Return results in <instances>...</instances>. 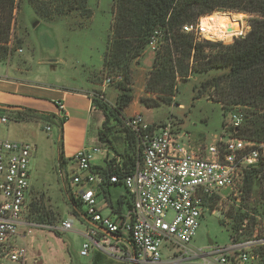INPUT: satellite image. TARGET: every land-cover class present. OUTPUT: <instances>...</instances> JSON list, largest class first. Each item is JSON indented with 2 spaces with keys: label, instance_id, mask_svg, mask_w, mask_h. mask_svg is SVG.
<instances>
[{
  "label": "built area",
  "instance_id": "built-area-1",
  "mask_svg": "<svg viewBox=\"0 0 264 264\" xmlns=\"http://www.w3.org/2000/svg\"><path fill=\"white\" fill-rule=\"evenodd\" d=\"M182 31L217 41L207 35L202 17L184 24ZM161 35L155 30L148 47L159 50ZM239 36L242 33L233 38ZM122 80L121 75L109 76L105 85ZM229 116L232 133L215 136L210 144L176 132L171 121L147 123L142 114L126 116L124 127L137 148L132 170L122 157L113 158L106 172L97 170L92 159L103 148L79 150L72 157L74 170H65L62 176L69 180V193L82 203L79 218L87 223L82 255L98 251L130 264H246L259 260L257 247L264 246V236L243 237L247 221L234 229L227 245H214L208 251L193 245L200 220L215 199L240 203L248 173L254 169L260 170L256 178L264 180V141L236 134L246 119L241 109ZM0 122L7 123L8 117L1 116ZM31 159L30 143L0 137V264H35L30 255L33 239L27 241L35 228L65 232L74 227L67 219L50 224L32 216ZM107 183L127 189L126 211L114 216L102 212L98 191ZM254 216L261 220L258 213Z\"/></svg>",
  "mask_w": 264,
  "mask_h": 264
},
{
  "label": "rangeland",
  "instance_id": "rangeland-1",
  "mask_svg": "<svg viewBox=\"0 0 264 264\" xmlns=\"http://www.w3.org/2000/svg\"><path fill=\"white\" fill-rule=\"evenodd\" d=\"M27 1L21 0L14 9L8 44L9 53L5 61H0V72L11 68L14 76L44 86L95 87L93 95L101 93L106 96L105 89L112 86V89H108L110 99L113 98L114 91L120 92L117 82L105 85L106 78L115 74H109L104 67L105 54L113 36L117 0H76L71 9L67 8L63 0H34L32 6L28 5ZM216 12H226L237 17L242 26V36L250 31V21L255 16L253 13L231 10ZM233 36L226 39L228 41L213 39L217 40L215 42L230 44L240 37L233 38ZM160 39L164 42V35H161ZM161 49L160 47L159 50L154 51L147 46L143 55L133 63L134 98L125 109L124 115L142 114L147 123L161 124L171 121L176 132L189 133L194 141H202L206 144L212 143L215 136L232 133L230 113L225 115L222 104L211 98L213 88L205 90L200 86L202 76H193L186 81L179 79L176 91L168 96L171 98L168 103L161 102L157 107L144 108L146 106L140 102V96L154 99L157 97L156 94L147 92L146 86L153 69L155 55ZM16 68H21L22 71H16ZM198 95L200 98L197 97ZM103 101L110 106L115 104V101L110 103L105 97ZM240 109L247 115L246 117L253 116L252 110L248 107L241 106ZM8 113V122H0V137L24 140L32 145V216L43 223L57 224L67 219L74 224L72 229L65 232L33 229L31 236L27 237L29 243L33 239V246H29L32 262L35 264H99L100 262L130 264L98 251L82 255L86 240L83 231L87 223L73 214L69 205L67 192L69 180L66 181L62 176L65 170L60 167L58 161L62 143L59 125L35 117L19 119L12 112ZM260 114H264V111H260ZM101 119L102 123L94 124L89 138L90 142L93 141L101 130L109 134L110 142L98 140L96 145L103 150L95 152L92 159L93 163L104 165L106 159L128 153L124 145H126L125 140L129 142L130 134L123 123L115 117L109 116L106 121V117L101 112ZM105 121L106 124L103 125ZM48 125L51 126L50 129H47ZM130 148L135 154L134 144ZM263 188L264 180L255 178L251 191L245 193L240 203L227 198L215 199L200 220L193 245L205 251L210 250L214 245H227L231 243L234 229L242 228V223L245 221L247 225L242 232L243 237L264 236ZM104 212L110 214L107 209ZM256 213L261 217L259 222L254 216ZM98 254L102 255V260L99 259ZM258 261L254 260L246 264H257Z\"/></svg>",
  "mask_w": 264,
  "mask_h": 264
},
{
  "label": "trees",
  "instance_id": "trees-1",
  "mask_svg": "<svg viewBox=\"0 0 264 264\" xmlns=\"http://www.w3.org/2000/svg\"><path fill=\"white\" fill-rule=\"evenodd\" d=\"M75 1L63 0L68 9L72 8ZM20 2L0 0V61H5L8 56L13 12ZM34 3V0L27 1L31 6ZM228 10L255 15L250 21V31L233 43L207 41L182 31L184 24L195 22L203 15L226 14L216 11ZM157 29L164 35L165 41L155 55L146 86V91L157 97L142 96L141 102L147 108L157 107L161 102L168 103L171 100L168 96L176 91L179 79L186 81L193 76H202L200 86L205 90L213 88L214 92L210 96L222 104L225 115L241 106L252 110L253 116H248L249 119L246 117L236 134L264 141V114H260V111H264V0H117L113 36L105 54L104 67L109 74L123 76L118 84L120 92L113 106L103 101L101 93L92 96L94 106L103 113L106 121L112 116L124 125V111L134 98L132 65L143 55ZM197 97L200 98V95ZM25 112L27 114H23V119L35 117L57 122L54 114L39 113L38 117L36 111L27 109ZM62 122H57L61 130ZM129 134L128 153L120 157L127 169L132 170L137 159V148L133 135ZM108 135L105 130L99 131V142H110ZM133 144L135 154L130 148ZM106 161V167L96 168L106 172L108 163L114 159ZM59 162L61 166L66 162L63 152H60ZM258 171L254 169L248 173L246 192L251 191ZM67 192L73 214L80 217L83 214L81 201L72 196L68 189ZM257 252L260 256L257 264H264V246H259ZM98 256L102 258L101 254Z\"/></svg>",
  "mask_w": 264,
  "mask_h": 264
},
{
  "label": "crops",
  "instance_id": "crops-1",
  "mask_svg": "<svg viewBox=\"0 0 264 264\" xmlns=\"http://www.w3.org/2000/svg\"><path fill=\"white\" fill-rule=\"evenodd\" d=\"M16 71L20 72L22 69L16 68ZM111 87L108 86L105 89L106 96L104 94L103 96L107 101L113 103L116 101L119 91H114L113 98L110 99L108 98V89H112ZM94 90H96L95 87L67 88L34 84L14 76L9 68L0 72V117H9L7 116L8 112H12L16 118L23 119L22 116L27 114L25 111L28 109L36 111L38 117L42 113H49L56 115L57 122L59 120L62 122L63 119L62 130L60 128L62 143L58 161L60 152H63L66 162L63 166L59 162L60 167L68 171L74 170L75 164L72 157L83 148L97 146L98 137L91 142L89 138L94 124L102 123L101 111L93 104ZM60 104H63L64 107L61 108ZM132 115L134 114H126V116ZM57 122H53V124H57ZM125 143L124 149H128L126 140ZM105 162L104 165L93 163V166L95 169H97L96 167H106L107 161ZM98 202L104 214L107 209L110 214L106 215L114 216L115 212H124L128 209L129 193L122 184L107 183L98 191Z\"/></svg>",
  "mask_w": 264,
  "mask_h": 264
},
{
  "label": "bare ground",
  "instance_id": "bare-ground-1",
  "mask_svg": "<svg viewBox=\"0 0 264 264\" xmlns=\"http://www.w3.org/2000/svg\"><path fill=\"white\" fill-rule=\"evenodd\" d=\"M202 23L207 28V35L221 40L229 39L235 34H240L242 29L240 20L228 13H217L206 16L203 18Z\"/></svg>",
  "mask_w": 264,
  "mask_h": 264
},
{
  "label": "water",
  "instance_id": "water-1",
  "mask_svg": "<svg viewBox=\"0 0 264 264\" xmlns=\"http://www.w3.org/2000/svg\"><path fill=\"white\" fill-rule=\"evenodd\" d=\"M10 108H12V107H10Z\"/></svg>",
  "mask_w": 264,
  "mask_h": 264
}]
</instances>
